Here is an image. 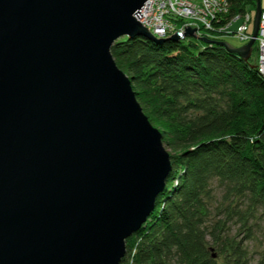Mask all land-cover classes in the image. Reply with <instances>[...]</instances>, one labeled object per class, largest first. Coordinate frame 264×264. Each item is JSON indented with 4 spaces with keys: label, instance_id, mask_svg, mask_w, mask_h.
Masks as SVG:
<instances>
[{
    "label": "water",
    "instance_id": "water-1",
    "mask_svg": "<svg viewBox=\"0 0 264 264\" xmlns=\"http://www.w3.org/2000/svg\"><path fill=\"white\" fill-rule=\"evenodd\" d=\"M145 1L0 0V264H119L153 212L169 154L110 53L163 41ZM261 11L248 43H217L248 61Z\"/></svg>",
    "mask_w": 264,
    "mask_h": 264
},
{
    "label": "trees",
    "instance_id": "trees-1",
    "mask_svg": "<svg viewBox=\"0 0 264 264\" xmlns=\"http://www.w3.org/2000/svg\"><path fill=\"white\" fill-rule=\"evenodd\" d=\"M254 7L255 0H232L230 15ZM171 37H121L110 48L160 129L171 165L119 264H249L246 249L224 232L226 221L213 215H234L245 227L264 210V78L256 44L243 61L217 43L224 38ZM215 186L223 206L211 203Z\"/></svg>",
    "mask_w": 264,
    "mask_h": 264
},
{
    "label": "built area",
    "instance_id": "built-area-1",
    "mask_svg": "<svg viewBox=\"0 0 264 264\" xmlns=\"http://www.w3.org/2000/svg\"><path fill=\"white\" fill-rule=\"evenodd\" d=\"M232 0H146L136 19L156 39L173 35L185 38L188 28L194 36L208 38L232 36L241 42L252 38L248 24L252 17L230 15ZM204 34V35H203ZM256 67L264 78V9H262L256 39Z\"/></svg>",
    "mask_w": 264,
    "mask_h": 264
},
{
    "label": "rangeland",
    "instance_id": "rangeland-1",
    "mask_svg": "<svg viewBox=\"0 0 264 264\" xmlns=\"http://www.w3.org/2000/svg\"><path fill=\"white\" fill-rule=\"evenodd\" d=\"M261 4H262V9H264V0H261ZM231 7H232V1H231ZM240 15L242 17L243 15L244 17L246 15H250L252 17V21L250 24H248L249 26L248 28L251 30V33H253V20H254V15H255V7L253 9H247L243 11V13H241ZM136 20L138 21V19ZM258 31H259V26H258ZM201 37H205V36H201ZM178 38H180L179 35H178ZM214 38H221V37H214ZM180 39H183V38H180ZM256 39H255V44H256ZM224 41L228 42L233 47H240L249 42V41L241 42L239 41V39L232 37V36L224 37ZM156 129L161 133L160 129L158 128ZM164 149L166 150L168 154L170 153L167 147L164 146ZM213 190H214L213 192L214 197H213V202H211L213 207L225 205V204H222V200H223L222 199V195H223L222 189L220 187L215 186ZM219 214L220 213H218V215L216 216L215 215L213 216L215 217V219H221V221L222 220L226 221L224 224L225 226L224 232L228 233L231 237L235 239V241L239 242L240 245L246 249V253L249 259V264H264V210L262 209L255 210V212L253 213V218L251 217L248 218V224L245 227L241 226V222L238 221L237 217H233L234 215L229 217L226 215L227 213L220 214V215ZM211 249L213 252V248Z\"/></svg>",
    "mask_w": 264,
    "mask_h": 264
}]
</instances>
